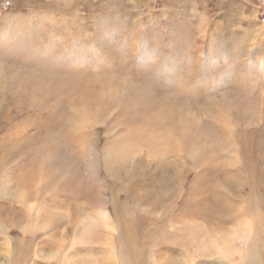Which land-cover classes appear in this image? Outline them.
I'll return each mask as SVG.
<instances>
[{"label":"rangeland","instance_id":"374dc122","mask_svg":"<svg viewBox=\"0 0 264 264\" xmlns=\"http://www.w3.org/2000/svg\"><path fill=\"white\" fill-rule=\"evenodd\" d=\"M0 202L4 264L264 243V0H0Z\"/></svg>","mask_w":264,"mask_h":264},{"label":"bare ground","instance_id":"6f19581e","mask_svg":"<svg viewBox=\"0 0 264 264\" xmlns=\"http://www.w3.org/2000/svg\"><path fill=\"white\" fill-rule=\"evenodd\" d=\"M9 159H11L10 157L7 158V161H10ZM6 162H3V165ZM3 167V166H2ZM18 200L17 202H21L22 207H24L23 209L26 210V212H32V211H36V209H39V197H36V202H37V206L34 203H29L28 200V194L27 192H22V193H18ZM12 202V198L9 199V203ZM14 202V201H13ZM3 205V203L1 204L0 202V206ZM5 205V204H4ZM39 213V210H38ZM0 214H1V210H0ZM255 225H251L249 226L247 232H235L232 234V236L230 235L231 238H217L215 240H208L206 242H201L198 243L196 246L198 247V249H209L211 248L213 251L217 252L218 254H221L223 257V260L221 261L222 264L228 263V264H264L263 259H262V250L264 253V243H262L261 245L259 243H257L255 245V242L257 241V239L259 238V234L258 231L254 229ZM24 227L26 229H29L30 231H38V230H44L45 234L48 235V233L50 232V230L46 229L44 226H41L38 223H31V222H25L24 223ZM263 227L260 228V231L262 233L263 231ZM96 231L92 230V231H86L83 234L82 238H75V241L71 242V247H74V244L80 240L83 239V244H86L85 241H88L89 239H93L95 236ZM253 234V239L251 240L250 235ZM8 241L11 240L12 242V247H13V252H12V257L7 259L8 264H18L17 260H16V256L18 255L17 253V243H13V239L9 236ZM95 241L98 242V236H96L94 238ZM108 245L110 244V242L113 240L112 237L111 238H106ZM111 245L114 247V243L111 242ZM25 245H23L24 247ZM196 249V248H195ZM112 253L108 259V261L111 264H116L117 263V254L116 251L112 250ZM185 254L184 259L181 261V264H195L194 263V259H193V255L187 253L186 251L183 252ZM0 264H4L3 260H0ZM118 264H120V257H119V261ZM124 264V263H121ZM197 264H203L202 262H199ZM204 264H208V262H205Z\"/></svg>","mask_w":264,"mask_h":264}]
</instances>
